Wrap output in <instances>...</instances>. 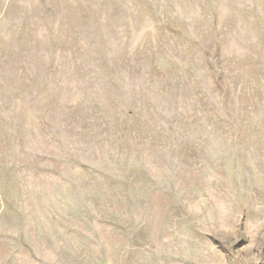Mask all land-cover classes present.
<instances>
[{"label":"rangeland","instance_id":"rangeland-1","mask_svg":"<svg viewBox=\"0 0 264 264\" xmlns=\"http://www.w3.org/2000/svg\"><path fill=\"white\" fill-rule=\"evenodd\" d=\"M0 264H264V0H0Z\"/></svg>","mask_w":264,"mask_h":264}]
</instances>
